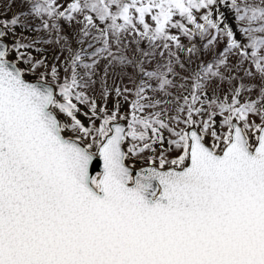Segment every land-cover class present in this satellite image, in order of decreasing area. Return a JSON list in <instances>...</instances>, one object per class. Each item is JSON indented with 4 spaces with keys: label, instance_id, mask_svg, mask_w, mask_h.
Returning <instances> with one entry per match:
<instances>
[{
    "label": "snow or ice",
    "instance_id": "obj_1",
    "mask_svg": "<svg viewBox=\"0 0 264 264\" xmlns=\"http://www.w3.org/2000/svg\"><path fill=\"white\" fill-rule=\"evenodd\" d=\"M16 3L0 264H264V0Z\"/></svg>",
    "mask_w": 264,
    "mask_h": 264
},
{
    "label": "rangeland",
    "instance_id": "obj_2",
    "mask_svg": "<svg viewBox=\"0 0 264 264\" xmlns=\"http://www.w3.org/2000/svg\"><path fill=\"white\" fill-rule=\"evenodd\" d=\"M19 10H23V9H22V6L20 4V0H17V3H16V5H14L12 12L19 11ZM11 14H12L11 12L8 13V15H11ZM0 15H3V9L2 8H0Z\"/></svg>",
    "mask_w": 264,
    "mask_h": 264
}]
</instances>
